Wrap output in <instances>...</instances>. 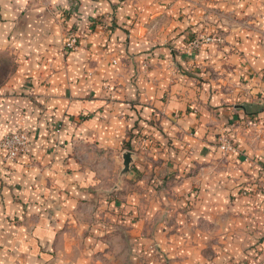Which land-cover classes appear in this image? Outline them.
Masks as SVG:
<instances>
[{"label":"crops","instance_id":"crops-1","mask_svg":"<svg viewBox=\"0 0 264 264\" xmlns=\"http://www.w3.org/2000/svg\"><path fill=\"white\" fill-rule=\"evenodd\" d=\"M164 1L0 0V264H264V0Z\"/></svg>","mask_w":264,"mask_h":264},{"label":"rangeland","instance_id":"rangeland-1","mask_svg":"<svg viewBox=\"0 0 264 264\" xmlns=\"http://www.w3.org/2000/svg\"><path fill=\"white\" fill-rule=\"evenodd\" d=\"M258 1L260 3V0ZM237 3H238L237 0H232V1L230 0H165L164 1V4L166 5L165 6L166 9H170L173 5H175V9L180 12L181 17L182 15L184 16L186 15L185 18L187 19L188 23H190L191 21H195L197 19L199 24L206 25L207 23H210V24H214L215 26H217L221 21L220 18L221 11H224V8L226 9L228 6H236ZM263 4L264 3H262V5ZM208 9L211 10L212 15H214V18H212L213 20L209 19V17L207 16L209 13L207 11ZM193 12L194 14L197 13L198 18L193 17L192 19V17H188V14L193 15L192 14ZM199 15L201 17H199ZM182 23H183V19H182ZM191 25L187 26L186 28L187 29L188 27L193 28V24ZM256 28L260 29L261 39L262 42H264V29L261 27V25L260 27H256ZM190 34H191L190 35L191 40L194 41L198 39L194 41V45L196 46V48H198L201 45L200 43L203 42L205 43L206 41H210V39L212 40V38L215 41L217 38L214 36V34H210V32H205V33L203 32L195 37L193 36V34H196L195 31H192Z\"/></svg>","mask_w":264,"mask_h":264},{"label":"built area","instance_id":"built-area-1","mask_svg":"<svg viewBox=\"0 0 264 264\" xmlns=\"http://www.w3.org/2000/svg\"><path fill=\"white\" fill-rule=\"evenodd\" d=\"M50 1V0H42ZM80 36L77 30H68L66 40L64 42V50L66 52L75 51L79 47ZM221 148L224 151L232 149L230 139L225 136L221 139ZM29 150V133L26 130H17L7 133L0 137V151L3 152L6 161L15 162L17 159L27 153Z\"/></svg>","mask_w":264,"mask_h":264},{"label":"water","instance_id":"water-1","mask_svg":"<svg viewBox=\"0 0 264 264\" xmlns=\"http://www.w3.org/2000/svg\"><path fill=\"white\" fill-rule=\"evenodd\" d=\"M133 153L131 151H126L123 155L124 158V164H123V170L121 172L120 177L127 175L131 172V165L133 162Z\"/></svg>","mask_w":264,"mask_h":264}]
</instances>
